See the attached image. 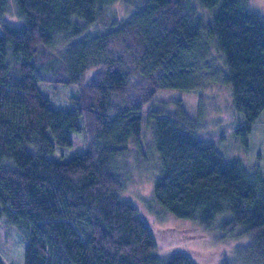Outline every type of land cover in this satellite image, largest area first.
Segmentation results:
<instances>
[{
    "label": "trees",
    "instance_id": "obj_1",
    "mask_svg": "<svg viewBox=\"0 0 264 264\" xmlns=\"http://www.w3.org/2000/svg\"><path fill=\"white\" fill-rule=\"evenodd\" d=\"M121 1L127 16L117 21L118 0H15L14 23L0 0V218L23 240L24 264H196L183 251L156 253L150 224L122 195L117 158L132 139L151 140L143 105L163 88L209 84L207 116L206 92L227 85L243 115L237 132L264 110V16L248 0ZM38 83L73 94L56 108ZM178 110L183 123L147 114L161 166L156 202L227 236L237 228L251 240L242 262L264 264V171L225 160ZM80 131L84 154L48 159ZM0 264H9L1 254Z\"/></svg>",
    "mask_w": 264,
    "mask_h": 264
},
{
    "label": "rangeland",
    "instance_id": "obj_2",
    "mask_svg": "<svg viewBox=\"0 0 264 264\" xmlns=\"http://www.w3.org/2000/svg\"><path fill=\"white\" fill-rule=\"evenodd\" d=\"M7 2L8 10L3 19L17 23L15 14L18 9L15 0H7ZM96 4L98 5V1ZM248 5L264 16V0H248ZM116 7L124 12L116 16L117 21L125 18L127 16L125 3L118 0L112 8ZM197 14L204 16L198 12ZM75 20L82 22V19L77 16L72 19V21ZM91 26L93 25L88 27L89 32L103 29L102 25L96 24L90 31ZM60 51L61 48L58 46L57 53ZM217 84L219 89H214L217 94L214 96L215 91L212 90L206 92L209 94L208 98L203 100L204 103L211 104L207 116L205 107L201 103L203 94L200 91H206L209 84L192 91L163 88L155 93L152 101L143 105L144 119L141 134L144 135L145 131L150 129L151 140L149 141L148 132L139 143V139H132L128 150L117 158L119 170L123 175L120 178L125 188L122 195L136 205L141 217L150 224L155 234L158 255L168 256L171 252L183 251L189 254L196 264H224L225 260L229 264H244L240 250L251 241L246 234L235 228L234 232L227 236V233L219 231L215 224L208 229L193 219L175 217L161 209L162 207L160 208L153 191L154 183L161 170L153 136V121L150 116H147L154 109L176 116L183 123L186 119L178 110L182 106L185 113L192 118L186 125L199 133L205 142L215 145L216 150L225 160L239 159L251 172L258 168L264 171V110L249 131L237 132L243 115L234 107L231 94L227 97L228 92L224 90L228 88L227 85ZM38 88L56 108L64 106L73 94V88L68 86L38 83ZM71 141L70 146H55L54 150L49 152L48 159L65 161L86 152L89 144L86 132L71 133ZM136 141L137 144H135ZM23 247L24 242L14 227L8 225L4 218H0V254L4 260L9 264H24Z\"/></svg>",
    "mask_w": 264,
    "mask_h": 264
}]
</instances>
